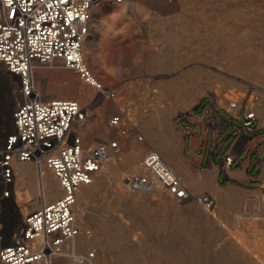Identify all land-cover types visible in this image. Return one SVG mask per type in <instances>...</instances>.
<instances>
[{
  "label": "rangeland",
  "instance_id": "1",
  "mask_svg": "<svg viewBox=\"0 0 264 264\" xmlns=\"http://www.w3.org/2000/svg\"><path fill=\"white\" fill-rule=\"evenodd\" d=\"M123 1L128 4L124 12H119V5L113 10L110 5L97 10L108 22L107 33L98 63L87 59L97 80L115 92L114 98L102 97L77 73L59 64H38L35 69L42 93L47 94L48 89L56 98L67 99L66 95L79 91V100L89 113L82 123L87 143L116 141L122 150L107 163L109 171L101 175L106 181H95L82 191L85 199L77 206V224L91 234L79 237L90 244H79L77 255L87 258L94 253L92 264H252L253 257L240 248L238 237L251 242L255 235L264 236V192L227 188L224 198L240 204L222 207L214 203L208 212L198 200L208 195L203 187L208 173H199L203 188L192 191L186 201L173 199L157 187L131 190L127 179L141 167L148 152L156 151L164 158V142L157 134L162 127L173 138V159L182 168L184 142L176 121L203 98L225 96L229 102H243V108H249V100L252 103L264 96V0ZM187 6L193 11L192 27L201 33L205 21L208 38L187 36L183 28ZM219 24L230 28L229 34L243 26L251 34L243 32L245 38H233L232 45L225 37L233 50L221 48L213 37L219 33ZM18 102L16 82L0 67V128L9 125L3 121L11 120ZM160 113L162 127L154 133ZM116 116L123 121L111 125ZM235 124L241 127V123ZM185 158L189 159V153ZM22 166L26 175L24 183H18L17 175L18 198L13 197L0 211V248L13 241L24 216L40 205L36 168L33 164L18 168ZM171 167L177 173V167ZM26 189L33 196L27 211L20 197ZM224 207L228 213L223 217L220 208Z\"/></svg>",
  "mask_w": 264,
  "mask_h": 264
},
{
  "label": "built area",
  "instance_id": "2",
  "mask_svg": "<svg viewBox=\"0 0 264 264\" xmlns=\"http://www.w3.org/2000/svg\"><path fill=\"white\" fill-rule=\"evenodd\" d=\"M117 1L0 0V67L16 82L19 95L10 124L0 128V211L13 197L18 198L17 163L47 168L63 190L58 200H42L38 208L28 211L13 241L0 248V264H62L58 259L64 245L83 233L91 234L77 224L78 193L81 187L94 182L112 158L122 154L121 147L116 141L87 143L81 134L74 133L73 126L88 118L85 108L76 100L45 101L36 83L35 69L38 64H59L77 73L102 97L114 98L115 92L95 77L86 61L84 45L97 10ZM231 106L235 108L237 102ZM244 109V127L251 131L257 116L253 110ZM122 121V116H116L111 125ZM142 163L145 171L129 176V189L158 187L176 200L192 197L183 179L160 153L148 152ZM198 200L210 209L215 203L208 195ZM74 254L77 257L70 256L68 264H89L95 256Z\"/></svg>",
  "mask_w": 264,
  "mask_h": 264
},
{
  "label": "crops",
  "instance_id": "3",
  "mask_svg": "<svg viewBox=\"0 0 264 264\" xmlns=\"http://www.w3.org/2000/svg\"><path fill=\"white\" fill-rule=\"evenodd\" d=\"M53 92L47 89V94L43 93L44 100L60 99ZM66 98L75 100L71 94ZM249 101V108L257 116L251 131L244 127L243 102L234 108L225 96L208 95L183 113L186 117L176 121L184 142V161L181 160L182 168L177 167L176 172L191 192L204 187L219 204L228 201L224 198L227 188L264 192V96L252 103ZM249 108L247 105L246 110ZM161 114L155 118L154 133L162 127ZM235 122L241 123V127H237ZM162 128L157 132L164 142L161 152L173 164V138L168 137L166 128ZM221 139L223 141L219 144ZM186 152L189 153L188 160ZM204 164L207 165L205 169L202 168ZM201 171L209 174L205 175L209 179L203 187L198 181Z\"/></svg>",
  "mask_w": 264,
  "mask_h": 264
},
{
  "label": "bare ground",
  "instance_id": "4",
  "mask_svg": "<svg viewBox=\"0 0 264 264\" xmlns=\"http://www.w3.org/2000/svg\"><path fill=\"white\" fill-rule=\"evenodd\" d=\"M107 3V2H105ZM126 3V2H125ZM123 0L121 1H117L116 4L114 3H110L108 4V6L110 5V8L112 7V10L113 9H116V5L118 6L119 8V12H124L126 10H128V4H125ZM192 19H193V11L191 8H189L188 6L186 7V14L185 16H183V21L185 20L184 22V30L186 31V34L188 37H193V38H201V37H205V38H208L209 37V32H208V27L205 25L206 22L203 21V32L200 33V31L198 29L195 30V28L192 27ZM221 24H219L217 26V28L220 26ZM108 27V22H106L104 19H102V14L99 12H97L95 14V18H94V22H93V26H92V29H91V33H90V36L88 37L87 41L85 42V45H84V55H85V58H86V61H90V63H98V58L100 56V52L102 51V40L103 38L105 37L106 35V29ZM227 28V29H226ZM226 28H222V27H219V30L218 32L219 33H225V35L223 36H220L219 33H215V35L213 36L214 39L216 40V43L218 46H220L221 48H225V49H229V50H233L231 47L227 46L226 45V42H228V44L232 45L233 44V38H236V39H240L242 37L245 38V34L246 33L247 35H250L251 34V30L245 28L244 26L241 28V27H237L239 30H236L237 33H228V30L230 28H228L226 26ZM245 28V29H243ZM241 32V33H239ZM202 36L198 37L200 34H202ZM239 33V35H238ZM227 37V41L225 42L224 38ZM215 43V44H216ZM207 43H204L203 46H205ZM88 59V60H87ZM119 60H120V57H119ZM35 75L37 77V73L35 72ZM67 80H63V83H66ZM43 94V93H42ZM71 95H74L73 93ZM79 96H80V93L79 91L77 90V94L74 95V99L76 101H79ZM54 99V98H53ZM82 104V103H81ZM238 104V103H237ZM85 110V109H84ZM86 113H87V117H89V113L87 112V110H85ZM3 123L5 124H10V119L8 122H5L3 121ZM85 123V122H84ZM76 125H77V128H76ZM76 125L73 126V131L74 133H77V134H81L83 136V138L85 139L86 135L83 133V126L84 124H82V122H79L77 123ZM75 130H77L78 132H76ZM86 142V140H85ZM113 159V158H112ZM173 164H171V166H173L174 168L178 166V164L176 165V162L175 160H173ZM24 163H17L15 164V172L16 174L18 175V183H24V178H25V166H22L20 168H18L19 165H22ZM107 166V165H106ZM104 167V169L98 174V176L95 178L94 182L90 185H87V186H83L81 187L79 193H78V197H77V203H76V217H77V221H78V218H79V215H78V212H77V206L81 204V202L85 199V192L82 193V191L85 190L86 187H89L91 185H93L95 183V181L99 182V183H104L106 180L104 178V176H101L103 175L102 173L105 172V171H109V169L107 167ZM170 167L171 170L172 167ZM144 163H142L141 167L139 169H137V171H135V173H140V172H143L145 171L144 169ZM47 168H41V169H37L36 168V172H37V175H38V180H39V183H38V192H37V199L38 201L40 200V203L42 204V200L44 202H50V199L51 198H54V197H58L61 195V193H63V190L58 182V179L56 178V176L54 175V173L52 175H48L46 174V170ZM25 172H24V171ZM50 171V170H48ZM177 174V173H176ZM178 175V174H177ZM208 177L207 176H204L203 177V184H207L208 183ZM57 180V181H56ZM59 184V185H58ZM186 184V183H185ZM125 185V186H124ZM122 186H124L125 189H127V186L126 184H124ZM203 185V186H204ZM158 188V187H157ZM121 191L123 192L124 190L121 189ZM126 191V190H125ZM22 194L20 195L21 198H23V201H24V205H27L25 207V210H29L30 208V205L28 203H30L31 201H33V196L31 195V192L29 190H24L23 192H21ZM166 193V192H164ZM192 193V192H191ZM168 196H170L171 198L174 199L173 196L169 195L168 193H166ZM61 197V196H60ZM200 202V201H199ZM13 203V202H12ZM202 205H205L204 202H200ZM240 204V202L238 200H228L226 201L225 203L223 202L222 204H220V206H227V205H238ZM207 208V211L208 212H212V210L206 206ZM220 211H221V215L224 217L226 216L228 213L226 208H220ZM80 217L81 219H83V214H82V211H81V214H80ZM92 232V231H91ZM85 236H87V234H83ZM89 245L90 244V241L88 239H74L72 240L71 242H68L64 245V248H63V251H62V254L61 256L59 257L58 261L60 262H66L68 261L69 257L70 256H75V258L77 257L74 252L77 254V248H78V245ZM238 245L240 246V248L243 249L244 252H247L248 254H250L252 257H253V261H252V264H256V263H259V264H264V236L261 235V237L259 236H254L253 237V241L251 242H247L245 240H243L241 237H238ZM70 252H71V255H70ZM56 257V258H58ZM80 258V257H79ZM89 264H92L91 261H89ZM163 264H165L163 262Z\"/></svg>",
  "mask_w": 264,
  "mask_h": 264
}]
</instances>
